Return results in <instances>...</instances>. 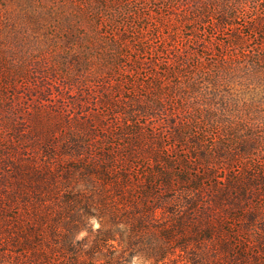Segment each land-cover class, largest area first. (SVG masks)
Returning a JSON list of instances; mask_svg holds the SVG:
<instances>
[{"label": "trees", "instance_id": "trees-1", "mask_svg": "<svg viewBox=\"0 0 264 264\" xmlns=\"http://www.w3.org/2000/svg\"><path fill=\"white\" fill-rule=\"evenodd\" d=\"M182 1L170 17L178 30L164 39L169 60L150 80L165 97L160 102L134 99L122 122L123 133L130 135L124 148L93 153L82 134L61 147L45 137L35 140L45 154L41 163L33 157L12 164L15 154L27 155L3 150L8 158L0 162L2 170L7 168L0 177L1 259L9 264H130L138 255L165 264L180 253L185 264H260V252L250 256L249 247L260 235L256 243L264 251V207L253 206L264 197V139L227 133L236 106L222 91L232 77L216 71L221 62L208 67L217 75L205 77L197 70L200 61L193 67L187 46L177 41L191 31L189 40L202 48L197 59L210 53L222 61L231 53L238 56L235 49L246 36L264 39V0ZM249 6L256 15L244 25ZM198 26L216 32L207 41L198 36ZM225 32H230L227 41H218ZM102 100L118 109L111 98ZM96 123L80 127L92 132ZM166 138L173 141L175 157L164 145ZM56 149L67 160L61 161ZM237 158L255 165L228 173ZM144 162L148 166L142 170ZM91 217L100 222L96 231ZM230 220L242 226L237 229Z\"/></svg>", "mask_w": 264, "mask_h": 264}, {"label": "rangeland", "instance_id": "rangeland-1", "mask_svg": "<svg viewBox=\"0 0 264 264\" xmlns=\"http://www.w3.org/2000/svg\"><path fill=\"white\" fill-rule=\"evenodd\" d=\"M182 3V0H0V162L8 158L7 152L3 153L6 148L27 155L22 158L15 154L12 164L31 161L33 157H38L36 161L41 163L45 154L34 141L43 137L61 147L70 143L72 136L83 134L93 153L124 148L130 135L123 133L122 122L136 104L134 99L160 102L165 97L164 92L151 88L150 80L156 72L162 73L163 63L169 60L164 39L178 30L170 17ZM255 15L249 6L242 23L251 22ZM196 32L209 41L208 34L216 31L198 26ZM225 33L217 40L227 41L230 32ZM192 34L185 31L177 41V45L187 46L191 65L196 67L200 61L197 70L207 78L222 70L233 79L222 91L236 106V116L229 113L234 124L228 126L232 129L227 133L256 134L264 139V39L246 36L244 44L235 49L240 55L231 57V53L225 61L211 53L199 60L194 56L202 48L189 40ZM211 47L220 49L217 44ZM220 62L211 74L213 70L208 67ZM103 96L111 98L118 109L114 111L103 103ZM93 119L97 122L94 130L83 133L85 129H81L80 123ZM107 128L115 133L114 137L105 131ZM164 145L175 157L173 141L166 138ZM56 152L61 161L67 160L61 150ZM245 160L237 158L228 173L255 165ZM142 166L145 170L148 163ZM223 169L220 166L219 175L224 177L227 173ZM6 170L0 168V177ZM253 206L264 207V197H257ZM89 221L95 231L100 228L96 218ZM230 222L237 229L242 226L238 221ZM86 235L87 232L82 234ZM258 240L253 239L249 255L260 252L259 261L264 264V251L258 248ZM179 254L165 264H185L186 258ZM0 264L9 262L0 256ZM130 264L152 262L148 256L136 255Z\"/></svg>", "mask_w": 264, "mask_h": 264}]
</instances>
